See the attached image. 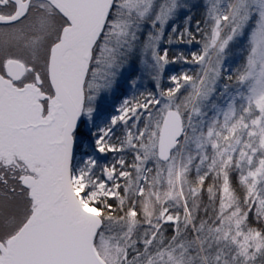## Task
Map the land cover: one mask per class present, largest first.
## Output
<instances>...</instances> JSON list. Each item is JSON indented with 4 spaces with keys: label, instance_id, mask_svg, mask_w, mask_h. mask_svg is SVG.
Returning a JSON list of instances; mask_svg holds the SVG:
<instances>
[{
    "label": "snow or ice",
    "instance_id": "6c2138e0",
    "mask_svg": "<svg viewBox=\"0 0 264 264\" xmlns=\"http://www.w3.org/2000/svg\"><path fill=\"white\" fill-rule=\"evenodd\" d=\"M0 264H264V0H0Z\"/></svg>",
    "mask_w": 264,
    "mask_h": 264
}]
</instances>
